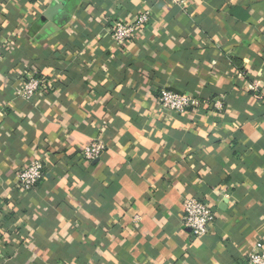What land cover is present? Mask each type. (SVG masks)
<instances>
[{
    "label": "crops",
    "instance_id": "obj_1",
    "mask_svg": "<svg viewBox=\"0 0 264 264\" xmlns=\"http://www.w3.org/2000/svg\"><path fill=\"white\" fill-rule=\"evenodd\" d=\"M145 11L116 44L114 22ZM30 75L44 84L24 98ZM163 88L204 103L166 111ZM35 158L44 178L26 191ZM191 196L216 213L202 237L183 220ZM259 243L264 0H0V264H245Z\"/></svg>",
    "mask_w": 264,
    "mask_h": 264
},
{
    "label": "built area",
    "instance_id": "obj_2",
    "mask_svg": "<svg viewBox=\"0 0 264 264\" xmlns=\"http://www.w3.org/2000/svg\"><path fill=\"white\" fill-rule=\"evenodd\" d=\"M189 0H169V3L186 7ZM151 18V12L145 11L138 15L132 22L125 20H116L113 24L111 33L112 40L123 45L131 41L141 30L146 26ZM36 75H30L28 81L18 90V95L21 97H30L38 92L42 85ZM206 103L209 102L205 100ZM211 102V101H210ZM159 103L163 109L171 112L184 113L192 108H199L204 101L196 96L185 92H178L172 89L163 88L159 97ZM217 106L220 105L215 101ZM106 149V144L100 139L94 140L84 148V158L87 160H96ZM44 162L41 158H35L26 163L17 174L19 186L23 190H31L34 186L40 183L45 174ZM183 220L189 227L194 236L202 237L209 233L216 219L214 208L202 199L197 197H189L183 203ZM262 243L258 244V248L251 252L245 264H264V252H262Z\"/></svg>",
    "mask_w": 264,
    "mask_h": 264
},
{
    "label": "water",
    "instance_id": "obj_3",
    "mask_svg": "<svg viewBox=\"0 0 264 264\" xmlns=\"http://www.w3.org/2000/svg\"><path fill=\"white\" fill-rule=\"evenodd\" d=\"M62 5L60 4H57V5H54L53 7H51L50 9H48L43 17H42V20L43 21H46L47 19H52L60 10H61V7ZM97 161V160H96Z\"/></svg>",
    "mask_w": 264,
    "mask_h": 264
}]
</instances>
